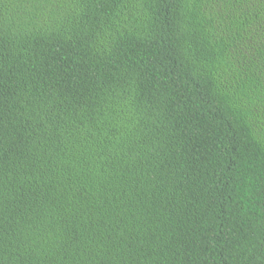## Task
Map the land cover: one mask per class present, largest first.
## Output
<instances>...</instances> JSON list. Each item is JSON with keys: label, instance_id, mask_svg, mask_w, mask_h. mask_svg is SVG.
I'll return each mask as SVG.
<instances>
[{"label": "trees", "instance_id": "16d2710c", "mask_svg": "<svg viewBox=\"0 0 264 264\" xmlns=\"http://www.w3.org/2000/svg\"><path fill=\"white\" fill-rule=\"evenodd\" d=\"M0 264H264V0H0Z\"/></svg>", "mask_w": 264, "mask_h": 264}]
</instances>
